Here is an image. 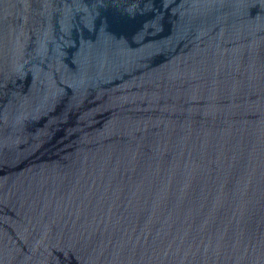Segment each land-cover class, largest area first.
I'll return each mask as SVG.
<instances>
[{"label": "water", "instance_id": "1", "mask_svg": "<svg viewBox=\"0 0 264 264\" xmlns=\"http://www.w3.org/2000/svg\"><path fill=\"white\" fill-rule=\"evenodd\" d=\"M0 264H264V0H0Z\"/></svg>", "mask_w": 264, "mask_h": 264}]
</instances>
